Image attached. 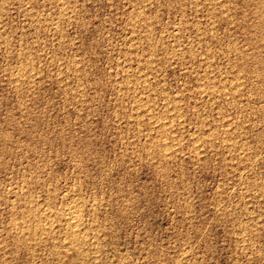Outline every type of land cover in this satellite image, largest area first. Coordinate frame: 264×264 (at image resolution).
<instances>
[{
  "label": "rangeland",
  "instance_id": "1",
  "mask_svg": "<svg viewBox=\"0 0 264 264\" xmlns=\"http://www.w3.org/2000/svg\"><path fill=\"white\" fill-rule=\"evenodd\" d=\"M73 204L81 264H264V0H0V264Z\"/></svg>",
  "mask_w": 264,
  "mask_h": 264
},
{
  "label": "bare ground",
  "instance_id": "2",
  "mask_svg": "<svg viewBox=\"0 0 264 264\" xmlns=\"http://www.w3.org/2000/svg\"><path fill=\"white\" fill-rule=\"evenodd\" d=\"M76 1V0H75ZM63 10V9H62ZM60 12V11H59ZM64 13V12H63ZM140 19V18H139ZM41 23V22H40ZM138 30V29H137ZM181 55V54H180ZM24 57V56H23ZM181 57V56H180ZM180 57H178V58H180ZM142 66V65H141ZM146 67V66H145ZM141 68V67H140ZM139 68V69H140ZM147 68V67H146ZM142 70V69H141ZM133 72H135V71H133ZM16 74V73H15ZM135 74H136V72H135ZM145 74V73H144ZM133 75V74H132ZM148 75V74H147ZM131 76V75H130ZM142 76V75H141ZM134 77V76H133ZM146 77V76H145ZM139 78V77H138ZM21 80V79H20ZM24 80V79H23ZM145 80V79H144ZM147 80V79H146ZM25 81V80H24ZM138 81V80H137ZM140 81H141V79H140ZM134 82H135V80H134ZM146 82V81H145ZM128 84V83H127ZM130 84V83H129ZM138 84V83H137ZM131 86V85H130ZM129 86V87H130ZM133 86V85H132ZM126 88H127V86H126ZM134 89H135V87H134ZM211 89V88H210ZM235 90V89H234ZM201 91V90H200ZM205 91V90H204ZM206 92V91H205ZM138 105V104H137ZM173 106V105H172ZM174 107V106H173ZM147 108V107H146ZM145 108V109H146ZM171 108V107H170ZM175 108V107H174ZM175 109H177V108H175ZM174 110V109H173ZM149 112V111H148ZM172 112H174V111H172ZM174 113H176V112H174ZM179 114V113H178ZM181 114H183V113H181ZM153 119V118H152ZM155 121L156 122H158L156 119H155ZM154 121V122H155ZM155 122V123H156ZM160 122V121H159ZM162 122V121H161ZM161 122L159 123V124H161ZM151 124H153V121H152V123ZM162 124H163V122H162ZM164 124H167L166 122L164 123ZM157 127H158V123H157V125H156ZM155 126V127H156ZM171 126V125H170ZM163 127V126H162ZM174 127H176V126H174ZM160 128H161V126H160ZM169 128V127H168ZM167 128V129H168ZM164 129V128H163ZM171 129V128H170ZM164 131H165V129H164ZM165 132H167V131H165ZM160 136V135H159ZM162 137V136H161ZM174 138H175V136H174ZM173 139V138H172ZM166 143H164L165 144V147H166V149H168L171 145V143H168V142H171V141H165ZM173 142V141H172ZM176 142V141H175ZM174 142V143H175ZM177 143V142H176ZM175 145V144H174ZM177 145V144H176ZM175 145V146H176ZM163 146V145H162ZM170 149H171V147H170ZM164 151V150H163ZM166 151V150H165ZM168 152V151H167ZM172 152V151H171ZM165 154H166V152H165ZM72 204V203H71ZM77 206L78 205H75L74 206V204H73V206L72 207H70V209H68V211H67V213H66V218H65V222H62V223H65L64 224V226H65V228H66V231H67V235H68V238L66 239V240H68V242H65V245H66V248H68L67 250L68 251H72L73 252V260H72V262H71V264H81V263H83V261H84V259L87 257V256H89V255H91V257H92V259H93V261H94V263H98V252H100L99 251V247H100V244H99V246H98V244H96V243H94V241L92 242L91 241V237H89V235H87L88 233H89V231H88V233L87 234H85V233H83L82 232V230H81V224H82V222H81V219H80V216H79V214L77 213ZM40 207V206H39ZM48 209V208H47ZM44 210V209H43ZM50 210V209H49ZM36 212V211H35ZM63 212V211H62ZM42 213V212H41ZM54 214V213H53ZM43 215V214H42ZM82 217V216H81ZM53 221V220H52ZM50 222V221H49ZM55 222V221H54ZM54 224V223H53ZM48 225H49V223H48ZM52 225V224H51ZM55 225V224H54ZM63 226V225H62ZM63 226V227H64ZM50 227V226H49ZM48 227V229H50ZM47 228V227H46ZM54 228V227H53ZM96 228V227H95ZM45 229V228H44ZM45 232H46V230H44ZM43 231V232H44ZM50 231V230H49ZM44 232V233H45ZM47 232H48V230H47ZM49 233V232H48ZM92 233H94L93 231H92ZM35 234V233H34ZM96 234V233H95ZM92 236V235H91ZM96 236V235H95ZM100 237V236H99ZM91 238V239H90ZM97 238V237H96ZM97 241V240H96ZM101 243V242H100ZM64 245V246H65ZM62 253V252H61ZM60 260V259H59ZM61 261V260H60ZM64 262V261H63Z\"/></svg>",
  "mask_w": 264,
  "mask_h": 264
},
{
  "label": "snow or ice",
  "instance_id": "3",
  "mask_svg": "<svg viewBox=\"0 0 264 264\" xmlns=\"http://www.w3.org/2000/svg\"><path fill=\"white\" fill-rule=\"evenodd\" d=\"M4 246L2 245V244H0V248H3ZM3 258V254L2 253H0V259H2Z\"/></svg>",
  "mask_w": 264,
  "mask_h": 264
}]
</instances>
